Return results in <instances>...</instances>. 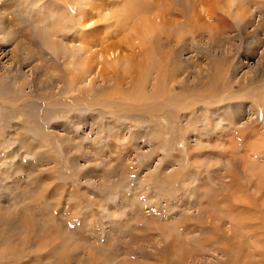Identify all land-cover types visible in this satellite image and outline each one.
I'll list each match as a JSON object with an SVG mask.
<instances>
[{"label":"rangeland","instance_id":"1","mask_svg":"<svg viewBox=\"0 0 264 264\" xmlns=\"http://www.w3.org/2000/svg\"><path fill=\"white\" fill-rule=\"evenodd\" d=\"M86 1L0 0V264H264V0H161L153 34L64 25ZM80 34L117 49L72 83Z\"/></svg>","mask_w":264,"mask_h":264},{"label":"bare ground","instance_id":"2","mask_svg":"<svg viewBox=\"0 0 264 264\" xmlns=\"http://www.w3.org/2000/svg\"><path fill=\"white\" fill-rule=\"evenodd\" d=\"M110 1H113V2H111V5H112V7L115 9V7H116V5H118V3H119V6L121 7V9L119 8V9H116V10H118L119 11V16L121 15V14H123L121 17H119L118 15H116V14H114L113 15V18H110V19H108L109 20V22L110 23H108V24H112V26L114 25V28H112V29H117V30H119V29H127L128 27H130V28H132L133 29V31H138L139 29L137 28V23L136 24H134V26H130V24H129V19H132V17L133 16H136V15H142L143 14V16H142V21H143V25L141 26L142 27V29H144L145 28V30L147 31V32H152V34L155 32V33H157V30L159 29V28H161V27H163V25L165 26V25H169L168 23L169 22H172V24H175V17L173 18V20H171L169 17H167V16H165V10L162 8V10L161 11H158V12H154L153 14L152 13H148L147 14V12H146V9L148 8V7H154V6H158L159 4H161V0H110ZM164 1H166V0H164ZM164 1H162V3H164ZM170 1V0H169ZM202 1H204V0H202ZM79 2V1H78ZM182 5H184V4H186V3H188V4H191V5H193L194 6V3H193V1L192 0H180L179 1ZM66 3H68V2H66ZM49 7V6H48ZM47 7V8H48ZM55 7H57V8H61L60 7V5L58 6V5H56ZM71 7H73V6H71V5H67V9L69 10ZM78 7H80V10L79 11H81L80 13H79V15L77 16V17H74V15H69V17H70V19H69V22L68 23H66V24H64V25H67V24H71L72 26H74L75 27V29H76V26H78V28H77V30L80 32L81 31V33H83V32H85V31H83V30H90V31H94L95 33H96V31H97V29H98V24H96V25H91V23L93 22L92 21V18L94 19V16L95 15H97L98 13L96 12L97 11V8L94 6V2H90V0H87L86 1V3L85 4H83V7H82V3H81V6L80 5H78ZM195 7V6H194ZM83 8H85V9H83ZM192 8V7H191ZM190 8V9H191ZM56 9V8H55ZM152 9H154V8H152ZM195 9H197V8H195ZM52 9H50V11H51ZM96 10V11H95ZM159 10V9H158ZM49 11V12H50ZM53 11V10H52ZM51 11V12H52ZM144 11L146 12L145 14H144ZM188 10H184V12H185V14H186V12H187ZM58 13L56 14V15H53L52 13H50V14H52V19L50 20V22L49 23H47L48 21L46 20V24L45 25H50V26H47L48 28H47V30L43 33V35H41L40 34V37H39V39H38V43H40V45H44L45 47H48L50 50H52L53 52H60L59 50L61 49V48H59V46L56 44V43H58V41H56L55 39H53V40H51V42H49L48 41V39H49V36L50 37H52V35L53 34H55L53 31H54V29H56V28H58V29H60V30H58V29H56V30H58L59 32H62V26H64V25H62V24H60V22L62 21L63 22V18L65 17V15H66V13H65V7H63L61 10H58L57 11ZM197 12H198V10H197ZM45 13V12H44ZM188 13L191 15V13L188 11ZM46 14V13H45ZM69 13H67V15H68ZM44 15V14H43ZM48 16H50V15H48ZM58 17V18H57ZM67 17V16H66ZM190 17V16H189ZM50 18H51V16H50ZM57 18V21H58V23H55L54 22V20ZM72 18V19H71ZM95 19H96V16H95ZM122 19V20H121ZM120 20H121V22H120ZM138 20H139V18H138ZM119 21V22H118ZM84 22H87V23H89L88 25H84ZM45 23V22H44ZM120 23V24H119ZM60 25V26H59ZM106 25V24H105ZM97 26V27H96ZM67 27V26H66ZM73 27V28H74ZM141 27H140V32L139 33H141V34H143L141 37H142V41H141V43H139L138 45H141L142 44V49H145L148 45H147V39H145L146 38V36H145V31H142V29H141ZM104 31V30H103ZM164 32V31H163ZM74 33H76V32H74ZM112 33H113V31H112ZM136 33H138V32H136ZM63 34V33H62ZM66 34V33H65ZM88 34V33H87ZM111 34V33H110ZM73 35V37H74V34H72ZM99 35H100V33H99ZM107 35V34H106ZM155 35V34H154ZM153 35V36H154ZM66 36V35H65ZM80 36V38H82V39H80L79 41H81L80 42V44L79 45H77V46H75V47H68L67 46V52L69 53V51L71 52L70 54L71 55H73L74 57H75V59H76V61L78 62V64L80 65V67H81V72L79 73V74H76V75H74V78L71 80V82L73 83V81L75 80V79H78V80H84V79H86V78H88V75H92L93 73H95L96 72V69H97V65H98V63H102V61L105 59H109V57L110 58H112V55H110L108 58H107V54L106 53H102L100 50H97L98 48H97V46H98V44H96L95 42L96 41H100V39L98 38V37H96V35H93L94 36V38L92 37V40H89V38H88V36H90V35H84V34H80L79 35ZM110 36V35H109ZM109 36L108 37H106L105 36V34L103 35V39H105V37H106V39L108 38L109 39ZM75 38V37H74ZM79 38V37H78ZM91 38V37H90ZM101 38V37H100ZM111 38V37H110ZM156 38V37H155ZM61 39V38H60ZM70 39H72V38H70ZM101 40V41H104V40ZM98 42L99 43V46H101L102 45V42ZM56 42V43H55ZM155 42H156V40H155ZM108 43V42H107ZM47 44V45H46ZM116 44H117V42L116 41H113V43L111 42H109V44H107V46H106V48H104V45H102L101 46V50H104V51H110V48H113V47H115L116 46ZM97 45V46H96ZM27 46V45H26ZM96 46V47H95ZM98 46V47H99ZM119 46H120V43H119ZM64 47V46H63ZM26 49H27V51H28V54L29 53H31L32 51L28 48V47H26ZM65 49H66V47H65ZM96 49V50H95ZM115 49H117V46L115 47V48H113V50H115ZM149 49V48H148ZM38 51V50H37ZM118 50H116V51H114V52H117ZM122 51V50H121ZM122 53V52H121ZM121 53H118V55H116V53H114L113 54V60H114V62H115V64L117 63V62H120V60L121 59H124V58H129L128 56H126V55H122ZM60 57L61 58H63L64 57V53H62V52H60ZM143 54V53H142ZM104 55H106V56H104ZM150 55V54H149ZM72 56V57H73ZM147 56H148V53H146V52H144V54H143V59H142V62H146V60H147ZM73 57V58H74ZM144 57H145V61H144ZM70 58V57H69ZM66 59V58H65ZM68 59V58H67ZM101 59H103L102 61H101ZM46 60V59H45ZM47 60H48V58H47ZM74 60V59H73ZM106 60V61H107ZM70 61V60H69ZM106 61L105 62H103V63H106ZM112 61V60H111ZM111 61H107V63H111ZM134 61V63L136 62V59H135V57H133V55H131V58H130V60H129V62H128V64H130V63H132ZM113 62V61H112ZM142 62L141 61H137V65H139L141 68L143 67V64H142ZM94 63H97V65L95 66L94 65ZM121 63V62H120ZM51 64V63H50ZM72 64V63H71ZM142 64V65H141ZM77 66V65H76ZM144 66H145V64H144ZM64 67V66H63ZM138 67V66H137ZM165 67H166V65H165ZM161 68L160 67V73H162V75H163V78H165L166 77V73H169L170 75V77L171 76H174V74L173 73H171V71H170V69H168V67H167V69L166 68ZM49 67H47L46 69H48ZM56 68V67H55ZM125 68H127L126 67V65L125 66H123V68H121V69H125ZM51 69V68H50ZM67 69H68V67H67ZM78 69H80V68H78ZM164 69V70H163ZM73 71H76V70H73ZM99 71V70H98ZM96 72L95 73V76L96 75H98V73L99 72ZM166 71V72H165ZM137 72V71H136ZM100 73H101V71H100ZM99 73V74H100ZM138 74H140L139 72H138ZM53 75V74H52ZM101 75V74H100ZM162 75L160 76V77H158L157 78V80H158V82H161V80H162ZM95 76L93 77H91L90 79H89V83L90 82H92L93 83V80H94V78H95ZM105 80V79H104ZM120 81V82H119ZM122 82V84H123V76L122 77H120L119 79H118V83H121ZM128 82V81H127ZM9 83V82H8ZM59 83V82H58ZM117 83V82H116ZM160 84V83H159ZM119 85V84H118ZM133 90H138L137 88H136V86H134L133 87ZM81 92H82V90H81ZM111 93H113V90H111L110 91ZM118 92V91H117ZM129 92V91H128ZM157 92H159V94L161 93V95H162V93H163V89L161 88V90L160 89H158V91ZM65 93V92H64ZM109 94V95H112L113 96V94ZM122 93H124V91L122 92ZM131 92H129V93H127V94H130ZM132 93H135V91L134 92H132ZM108 94H107V96H108ZM117 93H115V95H116ZM114 95V96H115ZM144 95V94H143ZM142 94L140 95V97L141 96H143ZM76 96V95H75ZM152 96V95H151ZM166 96V95H165ZM61 97V96H60ZM73 97V96H72ZM125 97V96H124ZM123 97V98H124ZM137 98H139V94L136 96ZM167 97V96H166ZM127 98H129L128 96H127ZM145 98V96L142 98V99H144ZM28 99V98H27ZM26 100V99H25ZM68 101V100H67ZM3 103H4V101H3ZM9 107H10V110H13L12 112H11V114H17V116H21V111L19 110V108H21V107H17V106H15V105H9ZM18 110V111H17ZM58 110H60V109H58ZM16 111H17V113H16ZM59 112V111H58ZM60 112H61V110H60ZM64 111H62V113H63ZM22 114H24V113H22ZM2 116V115H1ZM28 117H31V116H27L26 118H28ZM4 127V126H3ZM169 131V130H168ZM12 262H14V261H12ZM1 263V262H0ZM13 264V263H12Z\"/></svg>","mask_w":264,"mask_h":264}]
</instances>
